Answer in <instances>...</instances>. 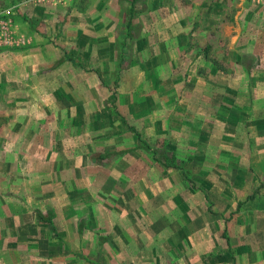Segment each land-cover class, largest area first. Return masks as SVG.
<instances>
[{
	"label": "crops",
	"instance_id": "1",
	"mask_svg": "<svg viewBox=\"0 0 264 264\" xmlns=\"http://www.w3.org/2000/svg\"><path fill=\"white\" fill-rule=\"evenodd\" d=\"M222 1H198L199 10L202 7L201 30L216 38L212 43L208 36H202L201 39V46H208L210 49V58L201 51L185 52L188 33L195 29L196 19L189 10L177 16L180 9L173 0H169V3L166 0H161V3L154 0L148 5L146 11L150 15L144 16L147 15L149 19L146 22L144 20L140 33L132 37L129 50L137 66L142 68L141 71L146 73L151 68L159 71L164 69L165 72L164 77L157 75L154 79L157 82L145 88V98L151 108L145 120L153 127L154 136H165L170 131V126L179 122L189 125L190 129L194 128L196 138L205 140L206 146L220 151L228 147L227 139L234 140L240 134L243 140H248L242 155L244 161L247 157L245 163L251 164L255 172V180L250 183L252 187L258 178L264 177V5L259 6L261 10L258 19L253 20L256 12L252 8L235 5L230 0L225 7ZM207 4L211 7L208 13L204 10ZM221 8H226L232 15L224 17L221 14L224 9ZM136 11L145 12L137 7ZM226 26L233 33L226 34ZM251 27L257 31L254 35H247L246 31ZM26 44L25 40L24 45ZM221 47L228 49V55L220 54ZM37 49L38 46L34 52L26 54L24 61L15 69L7 70L6 77L9 80L3 84L7 98L0 104L4 106V110H11V114L20 107L30 110L25 111V115L16 116L0 129L1 250L14 252L20 257L24 254L33 260V264H82L75 253H81L87 261L95 264H229L228 248H231L236 250L234 264H264V192L250 197L244 208L233 213L232 217L229 215L231 211L227 215L224 212V203L219 202V199L212 200L215 210L221 212L217 214L218 217L230 219L226 224L227 237L230 239H224L225 243L214 238L219 235L218 220L215 229L212 228L213 224L202 227L201 223L195 222L192 228L195 233L183 227L140 231L142 223L139 220L142 214L139 208L133 210L134 208L123 205L124 181L119 180L117 175H108L111 170H120V167L117 168L118 164L100 163L96 165L99 166V174H90L94 168L91 165V142L107 135L100 131L99 135L92 133V126L85 127L77 135L75 123L87 124L92 122V117L89 116L90 112L86 114L85 111L81 121L69 116L75 103L79 107L88 105L81 97L77 99L72 82L74 77L70 71L65 83H57L48 98L43 96L40 76L46 60ZM193 54L203 66L202 72L198 73L192 68L193 65L188 70L179 72L177 61L188 58L194 60ZM249 56L251 64L246 61ZM214 60L231 62L233 69L221 70L214 62H210ZM172 61L175 62L174 68ZM131 69L133 75L140 71ZM171 73L180 74L178 83L172 82L174 75ZM234 90L249 94V98L239 104V108L248 109V116L244 120L232 112L237 107L236 100L220 98L225 91L230 94ZM61 93H66L69 99L66 100L64 96L61 98ZM43 107L53 110L65 108L66 113L64 117H59L54 112L41 116L36 110ZM160 124L163 125L162 131L156 129V125ZM128 134L125 133V136ZM77 136L83 137V143L78 146ZM131 139V148L125 155L130 156L133 164L126 168L131 173H137L126 185L131 183L135 189L140 186L142 178L139 164L143 149L139 148L135 133L131 134ZM125 146L122 142L117 148L110 149L121 150ZM110 149L99 150L97 156H105ZM86 157L90 163L86 161ZM239 157L242 162L241 156ZM147 164L146 171H151L156 166L152 159ZM213 170L217 171V167ZM183 187L186 192L187 185L184 184ZM177 199L182 210L179 218L186 220L190 215L187 212L189 200L181 194ZM137 200L140 203L139 195ZM252 200H259V203ZM146 202L151 204L152 197ZM251 202L255 205H251ZM163 207L164 205H159V209ZM228 208L231 209L230 206ZM156 212L150 216L146 213L142 217L146 225L155 224V217L162 215ZM190 213L191 217H204L203 210L199 211L198 207ZM38 214L41 219H38ZM81 219L84 220L82 228L77 224ZM163 219L172 222L169 214L166 216L164 213ZM157 223L161 224V221ZM97 226H100V234L105 238H92L91 248L83 237L95 235ZM52 231L57 236L52 237ZM87 249L89 253L95 251L94 255L88 254ZM95 253L98 255L96 258Z\"/></svg>",
	"mask_w": 264,
	"mask_h": 264
},
{
	"label": "rangeland",
	"instance_id": "2",
	"mask_svg": "<svg viewBox=\"0 0 264 264\" xmlns=\"http://www.w3.org/2000/svg\"><path fill=\"white\" fill-rule=\"evenodd\" d=\"M153 1L136 0V7L145 12L136 13L133 19L135 24L130 29L132 37L140 33L144 20L146 22V19H149L147 15H150V13H147L146 10ZM162 1L164 2V0ZM198 1L173 0L175 6L180 9L177 16L183 15L186 10H189V13L196 19L195 29L193 28L188 33V44L185 52L201 51L205 56H208L210 49L208 46H201L202 36H208L211 43L216 38H212L208 35V32L203 33L201 30L200 15L202 7L199 10ZM166 2L169 3V0H166ZM230 2L252 8L256 12L254 13L256 18H253V20L258 19L259 10H261L259 6L263 7L264 5L256 0H230ZM159 3H161V0H159ZM228 4L229 0L222 1V5L225 7ZM127 5L124 0H0L1 20H10L14 41L13 43H4L0 38V102L5 101L7 98L3 85L9 80L6 77L7 70L15 69L18 64L24 61L25 55L34 52L36 46H38V53L46 60L42 66L43 74L40 76L43 85L41 91L43 96L48 98L57 83H65L64 80L67 79L70 71L71 76L74 77L72 82L75 85L77 99L81 97V100L84 99L88 105L79 107L75 103V107L70 110L69 116L76 119V121H81L85 111L86 114L90 112L89 116L92 117V122L90 121L87 124L75 123L77 135H80L85 127L89 128L91 126L92 133L99 135L100 131L107 135L103 138L105 141L101 138L91 142V154L93 155L91 165L94 168L90 174H99V166L96 165L100 163L118 164L117 168L120 167V170H111L108 175L110 177L117 175L119 180L124 181L122 182L125 184V187H123L125 189L123 205L127 208H134L133 210L139 208L142 214L139 220L142 223L139 226L140 231L150 228H155V231H157L166 227H172L171 229L174 230L183 227L188 229L189 232L195 233L192 230L195 222L201 223L202 227L213 224L212 228L215 229L218 220L220 225L217 229L219 235L214 236V238H218L221 243H225L230 239H228V232L226 231V224L230 219L228 217H218L221 212L215 210L216 207L212 200L219 199V202L224 203V212L227 215V212L231 211L229 215L232 217L233 213H237L244 208L250 197L259 196L261 192H264V177L258 178L253 183L254 186H250V183L255 180V172L251 164L245 163L247 157L244 161L243 147L248 140H243L240 134H237L238 139H236L237 137L234 140L227 139L228 147L220 149V151L206 146L205 140L196 138L197 133L194 128L190 129L189 125L179 122L173 123L170 126V131L165 136L163 134L161 137L154 136L153 127L145 120L148 112L151 111L149 102L145 98V88L154 85L157 82V80H154L155 77L157 75L164 77L165 72L164 69L159 71L150 68L145 73L141 71L142 68L137 66L136 60L132 59V53L129 50L130 37L125 39L123 36V23H125L128 16L126 12ZM205 9L208 13V10H211L210 5H205ZM221 9H224V13H221L224 17L232 15L230 11H226V8ZM7 11L9 14H7ZM145 14H147L146 17ZM234 15L233 13V20ZM262 19L264 20V18ZM151 30L155 31V28ZM208 30H211V28ZM230 30L229 27H224L226 34L233 33V30ZM236 31L237 29L234 30V33ZM256 31L251 27L248 28L246 33L247 35H254L253 33ZM215 35L219 36L217 32ZM21 39L26 40L27 44H18ZM220 50V54L228 55L227 48L221 47ZM192 57H194V60L188 58V60L177 61L178 67H180L179 72L183 69L188 70L191 65L198 73L202 72L203 66L200 62H197L194 54ZM246 58L247 63L251 64V56ZM172 62L174 68L175 62ZM210 62H214L224 71L233 69L231 68V62L225 60ZM131 68L140 71L133 75L131 74ZM53 69H55L54 72ZM171 74L174 75L172 82L178 83L180 74ZM227 94L229 93L225 91L220 98L222 100H236L237 107L232 109V112L240 116L241 120L246 119L248 109L239 108V104L240 101L247 100L249 94L240 90L231 91L229 96ZM60 97L66 100L69 99L66 93H63V95L61 93ZM29 110L20 107L19 109L16 108L15 112L11 114V110H4V106L0 104V129L16 116L25 115V111ZM36 111H39L38 114L41 116L50 115L54 112L59 117H64L66 113V109L61 107L54 110L43 107L38 108ZM162 128V124L156 125L157 130L162 131ZM93 129L96 131L93 132ZM134 131L140 134L147 145L145 146L139 142V148L144 151H142L141 163L139 164L141 170L139 174L142 178H140V186L135 189L132 188L131 183L129 186L126 185L136 175L137 171L131 173L127 170L126 167L133 164V160L130 156L125 155L128 154L126 151L131 148V134ZM125 133H129L128 136H125ZM90 138L92 139L91 136ZM77 139V146L79 143H83V137L77 136ZM122 142L126 145L124 149H110L117 148ZM105 149H110V152H106L105 156L98 157L99 150ZM118 150L120 153H118ZM233 152L235 153L233 154ZM239 156H241L242 162L239 161ZM87 158L86 161L89 160ZM151 159L156 166L151 168V171H146L147 162L151 163ZM88 163L90 162L88 161ZM214 167H217V171L213 170ZM241 168L244 170H241ZM95 169H97L96 172ZM184 184L187 185L186 192V188L183 187ZM180 194L186 196L189 200L190 207L187 212L190 215L186 220L179 218V213L182 210H180L181 206L177 197ZM137 195L141 198L140 203L137 200ZM149 197H152L151 204L146 202ZM201 201H203V205H201ZM252 201L259 203V200ZM253 202H251V205H255ZM159 205H164V207L159 209ZM196 205L199 211L203 210L204 217H191L190 211L194 212L197 208ZM234 208L236 209L234 210ZM156 211L162 215L155 217V224L146 225L142 217L146 213L150 216L151 213ZM164 213L166 216L171 215L172 222L164 221ZM83 221V219L77 221L80 228L83 226ZM157 221H161V224H156ZM133 226L135 227V225ZM97 227L95 235L91 234L89 237H83V240H87V245L89 244L91 248H93L90 244L92 238L95 237L94 239L97 240L105 238L103 234H100V226ZM51 236H57V233L52 231ZM94 252L89 253V249H87V253L91 256L94 255ZM235 254V249L228 248L229 264H234ZM75 255L79 261L83 262L82 264H95L89 260L87 261L81 253H75ZM97 256L95 253V258ZM20 261L21 264H33V260H30L28 256H24V254L20 257L14 252L0 249V264H18Z\"/></svg>",
	"mask_w": 264,
	"mask_h": 264
},
{
	"label": "trees",
	"instance_id": "3",
	"mask_svg": "<svg viewBox=\"0 0 264 264\" xmlns=\"http://www.w3.org/2000/svg\"><path fill=\"white\" fill-rule=\"evenodd\" d=\"M124 1L128 4L126 7V12H127L128 16H127V20L125 21V23H123L124 24L123 36L125 37V39L130 37V40H131L132 36L130 34V29H132L133 19L137 13V11H136V0H124ZM134 133L136 134L139 142H141L142 144L147 146L146 143H144L143 139L141 138L140 134L137 131H134ZM100 156H103V155H100ZM37 217H38V219L42 218L40 216V214H38Z\"/></svg>",
	"mask_w": 264,
	"mask_h": 264
},
{
	"label": "built area",
	"instance_id": "4",
	"mask_svg": "<svg viewBox=\"0 0 264 264\" xmlns=\"http://www.w3.org/2000/svg\"><path fill=\"white\" fill-rule=\"evenodd\" d=\"M257 2L264 4V0H256ZM7 14L9 12L7 11ZM2 12H0V38L4 43H13V36L11 31L10 20H1ZM25 40L21 39L18 41V44H24Z\"/></svg>",
	"mask_w": 264,
	"mask_h": 264
}]
</instances>
